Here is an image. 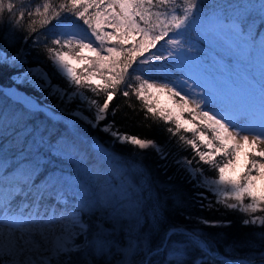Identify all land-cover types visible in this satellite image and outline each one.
Here are the masks:
<instances>
[{"label":"snow or ice","instance_id":"obj_1","mask_svg":"<svg viewBox=\"0 0 264 264\" xmlns=\"http://www.w3.org/2000/svg\"><path fill=\"white\" fill-rule=\"evenodd\" d=\"M257 21L264 32V0H0V69L14 70V87L0 93V264H71L74 253L100 256L103 264H112L109 256L116 264H155L160 255L163 264H264V249L253 245L217 260L215 242L196 228L170 226L153 246L141 219L156 226L162 220L158 203L151 216L141 212L154 188L144 154L153 151L166 170L172 153L154 138L121 131L119 109L111 107L123 85L120 94L134 95L145 119L170 125V138L194 153L172 162L215 204L245 214L241 223L261 229L264 241V187L256 190L257 181L264 184V35L256 39ZM41 34L53 37L50 44ZM30 40L37 49L43 44L49 67L27 63ZM205 41L258 65L259 77L209 73L199 59ZM21 86L39 95H22ZM60 105H74L70 121L60 119ZM82 124L107 134L109 144ZM117 143L137 151L118 156L109 150ZM241 153L244 170L234 179ZM65 161L75 174L60 166ZM196 195L201 210L213 208L204 192ZM96 213L129 220L126 238L93 224Z\"/></svg>","mask_w":264,"mask_h":264},{"label":"trees","instance_id":"obj_2","mask_svg":"<svg viewBox=\"0 0 264 264\" xmlns=\"http://www.w3.org/2000/svg\"><path fill=\"white\" fill-rule=\"evenodd\" d=\"M0 35H2V30H0ZM255 35L257 40L260 39L261 35H264V32L261 31V25L259 21H257ZM52 38V36L45 37L42 34L40 35V40H47L49 44ZM22 44V41H18L14 47L8 49V52H15L16 48H19ZM3 45L4 41L3 39H0V47ZM208 48L211 53H214L217 57H220L218 60L220 63L226 61L231 62L233 60V58L227 53H223L221 51L222 55H219L221 53L214 50V48L210 46ZM25 51L29 53L27 60L28 64L35 65L43 63L45 67H49L47 61L44 59L43 44H41L37 49L33 46L30 40L25 45ZM244 61L248 64V68L251 71L250 74L257 77V75L254 73V64L246 60ZM13 73V69H0V84H12ZM54 82H59L61 84L64 83V81L60 80L59 78H54ZM21 88L32 93L34 96L39 95L38 93H34L31 88H24L22 86ZM123 90L124 86L122 85L111 103L112 108L119 109L115 116V120L117 125L120 127V130L147 138H154L161 145L166 146V148H168L172 153L168 158L166 170L161 167L164 162L160 161L153 151L148 150L144 154L143 163L147 167L154 188L152 193L153 201L149 202L150 210L148 212L143 210V213H145L147 216H151L152 206L158 203V210L161 213L162 220V223L159 226H156L155 224H146L145 220L142 218L141 225H143L147 230L148 237L152 238L153 246L160 244L161 238L170 226L176 225L187 229H199L205 236L211 238L215 242L214 247L218 248L217 253L222 256L221 259L220 257H217V260L225 259V253L230 252L233 247H235L240 253L252 250L249 248V245L255 246L256 250L264 249V241L259 239L261 229L253 226H244L241 223L242 219H244V214L237 210L225 209L223 206L215 204V197L211 193L210 195H212V197H207L208 199L213 200V208L209 210L207 207H205L203 210H201L200 199L196 194L199 193V189L203 188L195 187V181L189 177L188 173L172 162L174 159L182 156L192 158L194 156L192 149L189 146L182 144L178 147L177 137L170 138V134L166 131V128L170 125H166L160 121L154 122L151 117L145 119V113L141 102L138 101L134 95L127 98L124 97L120 94V92ZM89 95H91V93H89ZM129 105H131V107H129ZM60 108L66 112L65 114L67 116L72 117L74 105H60ZM96 131L101 134L103 133L100 132L99 129ZM181 134L191 138L190 133ZM0 143H2V141H0ZM115 146L122 149L127 148V145H120L119 143L115 144ZM196 160H198V158H196ZM194 165L195 167L203 168L208 175H217L214 170L209 169L208 165L197 164L193 162V166ZM155 197H159L158 201L155 199ZM203 203L207 205V200H204ZM198 217H204L208 220L221 222L230 221V223L227 224V226L211 227L198 224ZM84 218L87 219L88 217L85 215ZM91 221L93 224L103 223V226H109L110 229H114L117 233L121 232V228L124 224V220L122 219L117 222L111 217L108 219L101 213H96L94 216H92ZM78 239L81 240V238ZM83 255L84 254L78 253L72 254L71 264H84V260H81ZM192 255H199V253L194 251ZM155 258H159L157 262ZM92 259L93 257H91L90 260ZM152 259L156 262L155 264H158L160 261L164 260V256H154ZM96 264L98 263L96 262ZM207 264H214V262L209 259Z\"/></svg>","mask_w":264,"mask_h":264},{"label":"rangeland","instance_id":"obj_3","mask_svg":"<svg viewBox=\"0 0 264 264\" xmlns=\"http://www.w3.org/2000/svg\"><path fill=\"white\" fill-rule=\"evenodd\" d=\"M209 46L214 48V50H216L217 52L221 53L219 55H222V52L226 53L222 47L214 45L210 42L205 41L204 43L201 44L200 52H199V59L202 63L203 68L206 69L209 73L217 76L220 79H224V80H228L229 78L240 79V78H243L245 76L251 75L250 74L251 71L248 68V64L245 61H239L238 62L236 59L233 58V60L231 62L226 61V62L220 63L218 61L220 57H217L214 53H211V51H209V48H208ZM254 73L257 75V77H259V67L256 64H254ZM0 93H3L1 88H0ZM65 113L66 112L63 111V116L60 117V119L70 121L72 119V117L67 116ZM82 128L84 129L85 133H87L90 137L104 142L105 145L109 144V141L111 138L109 136L107 137V134L102 133L103 134L102 135L101 133L96 131L97 129L93 130L90 127H88L87 125H83V124H82ZM109 150L115 151V153L118 156L123 155L125 157L130 156L131 153H133L134 151H137L136 149H133L131 146H128V145H127L126 149H122V148H119V147L113 145ZM194 163H196L195 160H194ZM244 164H245V159H244L243 153H241V155L237 161L236 167H235L234 171H232V176L234 179L236 177H238L239 174L244 170ZM60 166L65 169V172L67 174H70V175L75 174V166H74L72 161H65ZM194 167H195V165H194ZM204 173L210 179L216 178L215 175H208L205 171H204ZM142 179H148V177H144V178L136 177V182L139 183V182H141ZM262 187H264V184H262L260 181H257L256 190L259 191ZM199 192H204L206 196H208L210 198L212 197V195H210V192H207L204 188L199 189ZM143 210L145 212H148L150 210L149 202H145L141 205V212H143ZM257 214H259V213H257ZM102 215H104V214H102ZM105 216L108 219H110V216H107V215H105ZM243 217L245 218V214ZM122 220H124V224L121 228L120 233H117L115 230L113 231L112 229H110L109 226L104 225L105 229H107V234L110 236H115L118 240L125 239L126 234L128 232V229L131 226V222L127 219H122ZM141 222H142V219H141ZM143 234L145 237H148L147 230L145 229L144 226H143ZM82 239L83 238H81V240ZM113 251L115 252V249ZM196 256H198V255H195L193 257H196ZM216 256L218 258L220 257V259L222 257L218 253L216 254ZM117 258L118 257H116V256H109L108 257V259L112 261V264H116ZM90 259H91V256H89L88 253H84V255L81 257V260H84V261L89 260L93 264H96V262L98 264H103V258H101L100 256L93 257L94 260L93 259L90 260ZM158 259L159 258H155L156 262ZM158 264H163V260L160 261Z\"/></svg>","mask_w":264,"mask_h":264},{"label":"water","instance_id":"obj_4","mask_svg":"<svg viewBox=\"0 0 264 264\" xmlns=\"http://www.w3.org/2000/svg\"><path fill=\"white\" fill-rule=\"evenodd\" d=\"M10 87H14V83H12V84H5V85H1L0 84V88H1L2 92H7ZM17 91H19L22 95L30 96L32 98H35V96L32 93L26 91L25 89H23L21 87L20 88H17Z\"/></svg>","mask_w":264,"mask_h":264}]
</instances>
